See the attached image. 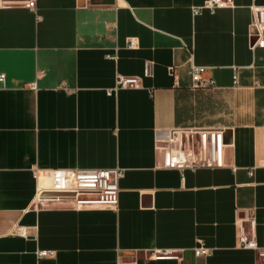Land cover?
I'll use <instances>...</instances> for the list:
<instances>
[{"label": "crops", "instance_id": "crops-1", "mask_svg": "<svg viewBox=\"0 0 264 264\" xmlns=\"http://www.w3.org/2000/svg\"><path fill=\"white\" fill-rule=\"evenodd\" d=\"M204 1L0 7V264H260L237 237L253 222L264 246V48L253 0ZM192 65L215 85L191 87ZM118 75L140 87L114 90ZM173 129L222 130L221 166L166 167ZM114 167L116 210L38 198L35 168Z\"/></svg>", "mask_w": 264, "mask_h": 264}, {"label": "built area", "instance_id": "built-area-1", "mask_svg": "<svg viewBox=\"0 0 264 264\" xmlns=\"http://www.w3.org/2000/svg\"><path fill=\"white\" fill-rule=\"evenodd\" d=\"M232 0H205L204 3L195 8L215 9L232 5ZM19 6L36 11V0H0V7ZM251 24L254 29L255 40L251 48H264V5L251 4ZM127 48L137 47L135 39L130 38ZM207 67L192 65L190 70L191 87H213L215 82L210 75H207ZM5 75L0 72V81H4ZM235 82L237 75H234ZM34 87V85H33ZM140 80L137 76L118 75L115 81L114 90L119 88H138ZM111 90H109L110 92ZM167 159L166 167L176 169L180 172L186 169L216 168L221 166V153L224 147L223 133L220 129H173L166 139ZM33 173L37 179L46 178L48 185L39 186L37 195L39 199L56 202L68 201L75 208L100 207L116 210L119 204V180L122 177V169L118 167L104 169H38ZM251 174V173H250ZM51 193L53 196H44ZM250 229L239 225L238 245L243 249H251L256 252L260 264H264V246H260L253 236L251 229L253 222H250ZM17 233L24 234L17 229ZM172 251L156 250L148 258L160 259L171 257ZM196 256H209L212 249L199 245L194 249ZM53 250H39V256H54ZM117 264H137L136 261L122 262Z\"/></svg>", "mask_w": 264, "mask_h": 264}]
</instances>
